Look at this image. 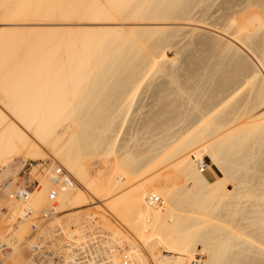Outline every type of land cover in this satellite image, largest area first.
Masks as SVG:
<instances>
[{
	"label": "bare ground",
	"instance_id": "6f19581e",
	"mask_svg": "<svg viewBox=\"0 0 264 264\" xmlns=\"http://www.w3.org/2000/svg\"><path fill=\"white\" fill-rule=\"evenodd\" d=\"M217 1L0 0V190L8 191L9 209L0 219V241L9 248L5 264H22L23 245L31 252L24 261L34 264L36 238L51 244L49 253L63 251L64 264H150L149 259L152 264H264V109L256 112L264 107V78L259 79L264 58L247 43L264 29V0H246L238 14L228 7L208 24L211 9L221 4ZM193 23L207 24L216 36L198 38ZM185 30L191 32L182 41L185 46L205 43L222 64L228 60L220 75L229 71L243 77L219 90L212 104L200 103L195 90L205 71L214 83L213 71L222 64L216 67L215 57L202 61L192 50L177 49ZM242 52L256 59V72ZM189 71L197 85L191 91L182 83ZM158 77L160 87L173 86L186 108L190 105L191 126L166 120L161 149L151 159L133 162V156L118 154V134L141 89L146 84L151 89ZM165 109H157L162 119ZM120 113L119 130L111 137ZM101 148L100 159L109 166L103 169L109 172L96 182L88 174L90 158L85 164L74 158ZM51 156L61 166L45 163L47 171L43 163L38 169L33 165L40 187L29 195L33 215L25 217L24 204L12 197L21 189L22 171ZM205 157L222 177L208 181L204 172L211 167ZM133 164L141 167L132 172ZM59 167L84 191L74 185L52 204L48 193L55 186L48 174ZM160 168L182 175L184 184L161 183ZM214 199L216 218L207 206ZM50 206L52 215L45 210ZM77 213L87 221L79 222ZM89 225L102 231L89 239L83 232ZM91 241L102 248L93 263L84 255ZM200 255L207 260H197Z\"/></svg>",
	"mask_w": 264,
	"mask_h": 264
},
{
	"label": "rangeland",
	"instance_id": "374dc122",
	"mask_svg": "<svg viewBox=\"0 0 264 264\" xmlns=\"http://www.w3.org/2000/svg\"><path fill=\"white\" fill-rule=\"evenodd\" d=\"M245 1L246 0H244V1L243 0H218L217 2H221V4H216L217 6L215 5V7L213 9H211V11H210L211 13H210L209 19L206 21V23L210 24L212 22V20L214 19V17L219 16L221 13H224L222 11L228 10V7H229V10H233L235 12L234 14L240 13L242 11V9L246 6ZM227 3H231L230 6L227 5ZM10 6H11V4H10ZM38 6L40 7V3L39 2H38ZM70 15H71V13H70ZM38 18H40V17H38ZM177 23H179V22H177ZM190 25H191V27H192V25H195V27H192V29L193 28L194 29H196V28L199 29V30L196 29V31H195V33H197L196 35H198V38L201 37V36L206 37L208 35L214 36L215 35L214 33H216L215 31H213V28L210 27V26L208 27L207 24L206 25L205 24L204 25L203 24L199 25V24L193 23V24H190ZM190 25L188 24V25H184V26L186 28L188 27L187 29H191ZM170 26L171 25H169L168 27H170ZM182 26L183 25H181V26H179V25L175 26L174 25L173 28L174 29H178L177 27H181V29H182L184 27V26L183 27ZM171 28H172V26H171ZM201 28H202V30H200ZM204 29L208 30V31H203ZM209 30H210V32H209ZM211 32H213V33H211ZM190 33L191 32H189V30H185L184 34H181V36L178 37V39L180 38L179 39L180 43L178 44L177 49H179L180 51L183 49L182 50L183 54H185V51H189L190 52V50H192V52L195 53L194 59H196L198 56L204 57L203 59H201L202 61L210 59L211 56L215 57V58L211 59V61H212L211 63H212V65L213 64L216 65V67L218 66V63L222 64L221 63L222 62V58L221 57H216V56H220L218 54V52L215 53V52L211 51L210 50L211 49L210 46H208L205 43L197 44L196 48H194V46H185L184 42H186V39L184 41V37L186 36V34H190ZM223 35L224 34L219 33V36H221V38L224 37V39H229L226 35H224V36ZM263 38H264V29H263L261 34L260 33H254L252 35V37H251V40H249V42H247V43H248L249 47L251 48V50H253L256 53L260 54L261 57L264 58V52H263L264 51V47H263L264 43H262V42H264ZM67 39H69V36H67L66 40ZM182 41H184V42H182ZM242 46H243L242 44L238 46L239 48H241V51L245 52V50H248V49H246L245 46H243V50H242ZM244 52H242L243 53L242 55H244L243 57L246 58L245 57V55H246L245 53H247V51L245 53ZM198 53H201L202 56L200 54H198ZM248 53L249 54H247V55L249 56L250 52H248ZM213 55H215V56H213ZM172 57H173V54H170V58H172ZM250 57H253V55L251 54ZM251 59L248 58L247 60H249L253 64V61H256V59H254V57H253V61ZM190 61L193 62L194 60L192 59ZM227 61H223V64H222V66L220 68L221 70H219L218 73H216L215 70L213 71V73H214V77L213 78L215 79L213 81L214 83L210 82V80H211L210 77L211 76L205 71L206 76H203V78H204L203 82H202L203 85L202 84L199 85V87L197 88L199 90H195V87L197 85L195 84L194 74H192V72L189 71L190 74L187 75L185 73V75L182 76L183 77L182 78L183 85L185 84V86H186L185 88L188 89L189 91H191L190 90L191 89L190 86L193 87V89L197 92V93L196 92L195 93L199 94V98L198 99H200V101H199L200 103H203V102L207 101V102H210L212 104L213 101H217L218 100V98L216 97V93L219 90L222 91L221 89L230 86L229 84L232 83L231 85L234 86L236 83H241L242 80H243V77L239 76L237 74H233L231 76L230 75L231 73L228 74L229 71L227 72V76L225 74H224V76L220 75V73L221 74L223 73L222 69H226L227 70V68L229 67L228 64H227ZM211 63H209V65H208V63L206 61L203 64V66L207 68V66L209 67L211 65ZM252 64H250L249 66L250 67H254L252 69V71L256 72L257 68H256V66L254 64L253 65ZM186 69L188 70V68H186ZM262 72L260 74L262 76H259V79L261 77L260 80H262V77L264 78V70H263V68H262ZM188 76H189V78H188ZM250 76H252V75H250ZM187 79H190V80L192 79V81L187 80ZM160 80L163 81L162 77L161 78L158 77V80H155L157 83L152 82V88L151 89L153 91L147 86V84L141 89V92L139 93V95L137 97L136 104H135L134 108L132 109L131 115L126 119V121H125V123L123 125L124 127H122V130L118 134L117 146H116L118 154L120 156H125L127 154L130 155V156H133V158H134L133 162H135V161L139 162L141 160L145 161V159H143V158L151 159V158H153V153H155L156 151H159L161 149V147L163 146V142H162L163 132L162 131H164V128L161 129V126H162L163 122H165L166 120L167 121L169 120V123H171L173 125L180 124V127L185 126L186 129L191 126V123H190V120H189L191 118V116L187 117L188 113H189L188 111L191 108L190 105L187 106V108H186L185 104H186L187 101L180 100L181 98H179L177 96L176 90L171 89V88H174L173 86L168 85L167 89H166L165 85L163 87H160V85H159ZM168 88L170 89L169 91H168ZM204 96H205V98H204ZM195 99H197V98H195ZM239 105H241V102L239 103ZM175 106H177V109H176ZM205 106H206V104H203L202 107H205ZM161 107H166L165 112H167V117H163V119L161 117L160 111L159 112L157 111V109H159ZM263 109H264V107L261 108L260 110H256V112L258 113V111L260 112ZM186 111H187V113H186ZM181 114H184V115L182 116ZM196 114H197V111H192V116H194ZM122 116H123V114L120 113L119 114V118H117L115 120V122H114V124L112 126V130H113V133H111L112 136L111 135H109V136L113 137L115 135V133L117 132V130H119V126H120V123L122 121ZM63 126H64V123L61 124V126L59 127V130ZM175 128H178V126L175 127ZM149 149L152 150V151H149ZM104 152H105V149L101 148V149H97L95 151H92L91 154H87L85 152L79 153L74 158L75 161L77 162V164H83V163L85 164V160L87 158H90V160H91L90 161V165L87 166L88 167V174H90L91 178L95 179L96 182H102L103 179L105 177H107V174L109 172V169L107 171L105 169H103V168H109V166L108 165H104L103 161L100 159V157L103 154H105ZM49 153H51V152H49ZM96 161L99 162V164ZM205 161L211 167V169L206 170V172H204V175L208 179L209 182H213L214 180H216V178L218 176L222 177V175L216 169V167H214L211 164V161H210V159L208 157H205ZM49 162H55L57 165H60L56 160L53 159L52 156L49 157L46 160L41 161V162L40 161L36 162V163L32 162V164L33 165H36V164H39V163L40 164L41 163L45 164V163H49ZM92 162H93V164H92ZM29 164H31V163H29ZM91 165H92V167H91ZM139 167H141L140 164H138V166L136 164H133V166L131 167L130 170L132 172H135V171H137V169ZM35 168L38 169V168H40V166L39 167H35ZM101 169H103V170H101ZM160 169L162 171L161 172V175H162L161 176V183H163V184L166 183L169 186H182L184 184V178H183L182 175L178 174L177 172H174L173 170H164L162 168H160ZM99 170L100 171H104L103 176L102 175L101 176L98 175L100 173ZM6 176H8V175H6ZM102 177H104V178H102ZM7 178H11V176H8ZM75 183H76L77 187H79L81 190L84 191V189H83L82 185L79 183V181L77 182L76 179H75ZM1 186H2V184L0 183V189H1ZM187 187L190 188L191 185L190 184L187 185V186L185 185V189ZM232 188H233V185L231 184V189ZM7 192L4 193L3 190H0V208H1L0 219H1V215H2L1 213H3L5 215L9 211V209L6 207L8 204H6V206H5V203H7V200H8L7 196H6V195H8ZM87 194L89 195V193H87ZM4 199H5V201H3ZM92 199H93V197H91L89 195L88 197H86L85 201L87 203H90L92 201ZM207 206H209L211 208V210H212L211 214H212L213 218L214 217L216 218L217 217V210L215 208L216 207L215 199H214V201L211 204H208ZM2 209H3V211H2ZM189 214H192V213H189ZM61 215H63V214H61ZM239 217H241V216H239ZM64 218H61L62 220H60V221L62 222L64 220H66ZM30 234H31V231H30ZM32 236H31L32 239H35L34 238L35 234H33ZM7 238L11 239L10 235ZM28 241L30 242V239ZM31 244H32V242H31ZM196 246L199 248V251L202 250V246H199V244H197ZM23 247H27V248H23ZM22 248L24 249L23 250L24 256H22V257L27 259L26 261L29 262V260H30L29 257L31 256L30 255L31 252L29 250V246L23 245ZM10 252H12V250H10ZM145 255H146V253H145ZM23 258H21V263L22 264H27V262L24 261ZM197 260L206 261L207 257L205 255H200V256H197ZM149 263L152 264L153 261H150V259H149ZM193 264H199V263H193Z\"/></svg>",
	"mask_w": 264,
	"mask_h": 264
},
{
	"label": "built area",
	"instance_id": "2783aa9c",
	"mask_svg": "<svg viewBox=\"0 0 264 264\" xmlns=\"http://www.w3.org/2000/svg\"><path fill=\"white\" fill-rule=\"evenodd\" d=\"M44 165V163H43ZM38 165L36 164L35 167H37ZM49 165L46 164L44 165V167L47 169ZM43 167V168H44ZM34 171V167L33 164H28L22 171V175H21V180L19 181V186H21L20 190H17L14 194H13V199L14 200H18L20 202H22L25 206V217L28 216H32L33 215V211L31 208V205H29V195L33 194L35 191H37V189L40 187L39 186V181L34 180L33 176H32V172ZM48 171V169H47ZM53 174H56L55 178L53 177ZM52 176V177H50ZM50 177L51 182L54 184L55 189H50L49 193H48V198L51 201V203H55V199L56 197L59 195L60 191L61 192H65L66 190H70L74 187V185H76L74 178L68 174L65 173L63 168H55L53 171H50L48 174V179ZM47 179V180H48ZM52 206V205H51ZM50 207H47L45 210L47 211V214L50 213V215L53 214L54 209H52ZM43 210L40 211V216L43 215ZM83 213V212H82ZM78 215V213L76 214ZM81 218H78L79 222L82 223V220L85 221L87 216L85 214H80L78 215ZM87 221V220H86ZM85 221V222H86ZM75 224V223H74ZM73 224V225H74ZM86 224V223H85ZM74 227V226H73ZM77 227H74V229ZM85 231V235L86 237H88L89 239L94 237L95 235H99L100 232L102 230H99V228L95 229V226L93 225H89L86 227V229H84ZM35 238H36V234H35ZM36 240L38 241V243L35 245L36 246V250L33 252V255L31 258H36L34 260V264H64V261L66 258L65 254L63 253V251L60 252H55L54 249H51L53 251V253H49L48 250L51 247V244L47 243L45 240H39L36 238ZM57 244H59V241H56ZM74 244L71 246L73 250H75L73 247ZM101 242L98 241V243H94V242H89L88 246L85 248L86 252L84 253V255L86 256V258L89 260V262L94 261V259H99L100 257V250L102 249L101 247ZM81 247V246H80ZM8 246L5 243H2L0 241V264H5L4 261L5 259L4 257V253H6V251H8ZM77 250V248H76ZM81 251H84V248L81 247ZM48 252V253H47ZM90 252L92 253L90 255ZM102 264V263H100Z\"/></svg>",
	"mask_w": 264,
	"mask_h": 264
}]
</instances>
